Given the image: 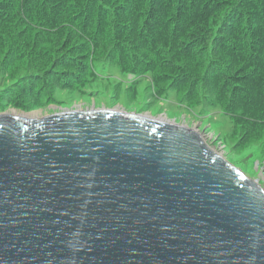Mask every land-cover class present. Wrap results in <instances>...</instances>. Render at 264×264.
<instances>
[{"label": "water", "instance_id": "obj_1", "mask_svg": "<svg viewBox=\"0 0 264 264\" xmlns=\"http://www.w3.org/2000/svg\"><path fill=\"white\" fill-rule=\"evenodd\" d=\"M0 264H264V191L182 126L0 114Z\"/></svg>", "mask_w": 264, "mask_h": 264}, {"label": "rangeland", "instance_id": "obj_2", "mask_svg": "<svg viewBox=\"0 0 264 264\" xmlns=\"http://www.w3.org/2000/svg\"><path fill=\"white\" fill-rule=\"evenodd\" d=\"M28 4L8 0L0 21V114L114 110L182 126L264 191V114L247 100L249 88L238 96L220 76L244 71L245 52L213 47L212 38L194 48L171 20L150 26L147 0H121L105 34L80 19L59 30ZM60 34L67 52L56 45Z\"/></svg>", "mask_w": 264, "mask_h": 264}, {"label": "trees", "instance_id": "obj_3", "mask_svg": "<svg viewBox=\"0 0 264 264\" xmlns=\"http://www.w3.org/2000/svg\"><path fill=\"white\" fill-rule=\"evenodd\" d=\"M143 1L146 3V0ZM26 2H29L28 6L33 3L34 13L40 12L41 19L44 18L46 23L56 26L59 30H64L68 20L80 19L87 23L89 29H95L96 32L103 28L105 34L106 16L112 11L118 17L121 0H101V3L97 0ZM147 3H151L148 5L150 13L147 21L150 26L151 20H171L175 30H183V35L188 37L190 45L194 48L207 49L205 40L212 38L213 47L234 53L245 52L247 62L243 67L244 71L234 72L231 76L223 73L220 76L224 85L229 86L238 96L247 93L243 87L249 88L247 100L256 104L264 114V0H147ZM7 8L9 9L8 0H0V21H6L4 15ZM214 21L221 22L217 33L214 32ZM120 22L118 20L117 27L121 26ZM55 40L61 50L67 52L71 49L65 34H60ZM119 49H122V46H119ZM69 59L72 60L73 57Z\"/></svg>", "mask_w": 264, "mask_h": 264}, {"label": "bare ground", "instance_id": "obj_4", "mask_svg": "<svg viewBox=\"0 0 264 264\" xmlns=\"http://www.w3.org/2000/svg\"><path fill=\"white\" fill-rule=\"evenodd\" d=\"M16 117H20V118H22L23 117V119H28V120H37V119H34L33 117H31V116H26V115H18V114H16V113H13ZM143 117V116H142ZM157 121H159V122H164V121H160V120H157ZM168 123V122H167ZM201 137V136H200ZM202 138V137H201ZM203 140V139H202ZM204 142V141H203ZM205 143V142H204ZM205 145H206V143H205ZM207 146V145H206Z\"/></svg>", "mask_w": 264, "mask_h": 264}]
</instances>
